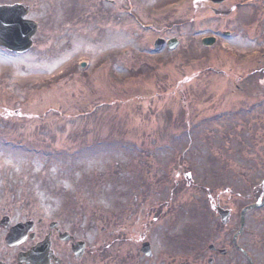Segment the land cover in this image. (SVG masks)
<instances>
[{"label":"rangeland","instance_id":"374dc122","mask_svg":"<svg viewBox=\"0 0 264 264\" xmlns=\"http://www.w3.org/2000/svg\"><path fill=\"white\" fill-rule=\"evenodd\" d=\"M17 2L40 28L30 52L0 49V202L85 241L65 264H177L170 225H224L218 205L237 217L257 202L264 105L250 143L232 77L258 48L244 27L238 47L222 32L213 48L201 44L234 31L235 17L217 18L207 0H122L119 11L101 0H0ZM260 3L245 9L247 29L264 22ZM158 37L180 42L155 49ZM258 210L249 217L264 224ZM147 240L153 259L141 252Z\"/></svg>","mask_w":264,"mask_h":264},{"label":"flooded vegetation","instance_id":"af4514ba","mask_svg":"<svg viewBox=\"0 0 264 264\" xmlns=\"http://www.w3.org/2000/svg\"><path fill=\"white\" fill-rule=\"evenodd\" d=\"M262 35L264 36V33ZM263 59H259V62H262ZM22 219L21 217L18 218V215H15L13 210L0 204V264H17L19 252L29 248L27 242L20 246L9 247L5 241L10 228L23 221ZM35 231L36 237L35 235L34 237L36 240L43 235L45 237L50 234L54 251L52 263L64 264V261L60 258L58 259L57 256L59 257V253L63 251V244L65 246L69 244L57 241L58 230H47L45 226L38 224ZM28 244L32 245L29 242ZM222 246H228L224 253L221 250ZM209 251V259L212 260V264H264V226L251 224L242 228L237 225L228 226L227 232H219V237L210 244Z\"/></svg>","mask_w":264,"mask_h":264},{"label":"water","instance_id":"95a60500","mask_svg":"<svg viewBox=\"0 0 264 264\" xmlns=\"http://www.w3.org/2000/svg\"><path fill=\"white\" fill-rule=\"evenodd\" d=\"M27 13L28 9L21 4L0 6V44L19 52H23L31 46V37L35 34L37 27L35 23L23 19ZM45 248L47 246L42 245L34 249L31 253L30 263L48 264L47 249ZM144 250L148 251V248Z\"/></svg>","mask_w":264,"mask_h":264}]
</instances>
